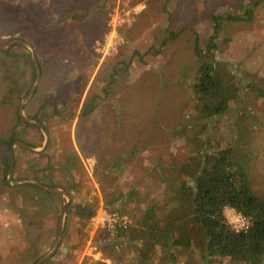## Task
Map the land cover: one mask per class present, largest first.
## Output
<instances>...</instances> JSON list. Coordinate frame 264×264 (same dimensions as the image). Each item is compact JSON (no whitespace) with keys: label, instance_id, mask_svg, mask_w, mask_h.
<instances>
[{"label":"rangeland","instance_id":"obj_1","mask_svg":"<svg viewBox=\"0 0 264 264\" xmlns=\"http://www.w3.org/2000/svg\"><path fill=\"white\" fill-rule=\"evenodd\" d=\"M48 2L39 0L31 4L0 0V46L23 39L35 48L42 67V80L25 105L28 111L24 110V115L41 120L50 132V145L46 155L38 161L39 166L52 164L57 167L62 164L65 151L75 148L81 153L83 170L72 179V193L75 200L80 201L93 186L92 193L95 192L101 201L98 211L104 209L103 195L94 177L96 159L94 155L87 157L89 152L84 154L80 149L86 146L85 136L90 140L97 138L100 145L108 144L106 157H110L113 149L110 141L94 135L99 134V131L107 132V125L112 127L111 134H118L125 128L124 133L134 136L139 132L140 138L145 135L144 129L152 128L160 133V127L172 129L181 124L194 126L196 110L191 83L200 64L206 61V57L199 59L194 53L195 37L198 36L201 47L206 48L213 31V16H240L244 6L260 2L252 21L224 23L221 28L216 53V59L221 62L218 70L226 80L235 79L239 82L244 89L245 101L233 106L231 112L220 119V128L215 131V136L223 143H232L237 139L240 141V150L250 157L247 167L251 186L256 194L264 195V98H258L246 89L252 83L264 89V1ZM89 4L97 6L96 9L89 10V17L85 20H78L82 16V9ZM46 5L50 7L42 10ZM69 5L78 8L79 13H71L72 7L66 9ZM23 9L26 11L23 12ZM49 14L57 17L50 18ZM114 27L116 36H113L111 43ZM168 33L177 36L168 42L166 49L158 56L152 51L147 55V52L160 45ZM114 37L117 41H114ZM49 44L54 46L55 56L62 55L64 60L69 59V67L66 68L69 70V82L67 75H60L61 66L56 65L57 58L51 57ZM15 47L6 58L12 62L15 60L11 74L17 88L16 95L23 102L35 84L36 71L30 49L19 45ZM136 51L146 55L140 60L134 55ZM17 52L24 56H18ZM6 54L0 52V55ZM21 57L25 58V67L20 65L19 69ZM76 61L79 65L74 63ZM0 64L3 66V62ZM14 68L16 72L12 73ZM116 71L119 73L114 74ZM104 88H109V92L105 94ZM0 89V111L6 105L13 108L11 97L15 94L14 86L9 87L8 82L0 77ZM92 97L97 98L99 106L92 121L84 124L78 117L84 103ZM47 100L56 102V108L63 112L62 117L51 116L53 107L45 106ZM5 118L9 120L10 115L0 113L1 138L9 137ZM80 127H84L87 132L84 136L82 130V136L77 138V129ZM40 134L41 131L34 125L21 124L18 130L19 137L28 143H39ZM143 138L142 145L146 150L138 155L137 168L124 177L126 183H137L152 164L157 151H148L149 140H152L151 147H165L167 144L162 132L156 142L149 135ZM169 145L172 148L185 146L183 141ZM6 154V149L0 148V264H34L52 250L58 236L59 215L63 206L59 202H42L38 207L17 187L6 185L2 173V159ZM16 157L18 169L14 180H20L23 173L32 170V165L36 163L31 162L33 156L25 150L16 149ZM52 175L61 187L66 186L65 173L55 171ZM122 204L125 205V202ZM135 206L136 203L130 204L126 208L128 213L124 212L125 209L120 213L137 220L132 212ZM89 223L80 230L77 218L67 211L62 243L50 264H136L129 260L131 251L127 246L119 247L120 250H126L123 253L117 252L119 248L106 249L101 241L102 230L97 232V237H93L88 233ZM193 264L198 262L194 261Z\"/></svg>","mask_w":264,"mask_h":264},{"label":"trees","instance_id":"obj_2","mask_svg":"<svg viewBox=\"0 0 264 264\" xmlns=\"http://www.w3.org/2000/svg\"><path fill=\"white\" fill-rule=\"evenodd\" d=\"M259 3L244 6L240 16H213V31L206 48H202L199 37H195V55L199 59L206 57L191 83L196 110L193 118L196 124L190 127L181 124L172 129L160 127L167 144L165 147H151L152 140H149L148 151L157 152L154 153L152 164L137 183H126L123 179L133 168H137L138 155L146 150L142 145L143 137L149 135L156 142L161 132L151 130L152 128L144 129L145 135L140 138L139 132L134 136L127 135L124 133L125 128L118 134H111L112 127L107 125V132L99 131V134H94L110 141L112 156L106 157L108 144L100 145L97 138L90 140L84 134L87 132L84 127L77 129V138L82 136V130L87 138L86 146L80 147L81 152L85 154L88 151L86 156L94 155L96 159L94 177L102 190L104 210L120 213L125 209L124 212L128 213L127 206L136 203L132 212L137 220L126 214L132 220L128 228L118 229L113 236L102 230L101 241L106 249L127 246L131 251L128 254L129 260L136 264H193L194 261L198 264H264V195L256 194L251 186L247 167L250 157L240 150L238 139L232 143H223L215 136V131L220 128V119L228 115L233 106H239L245 101L244 89L239 82L235 79L226 80L218 70L221 64L216 59L219 34L224 23L252 21ZM176 36L177 34L168 33L160 45L147 52V55L152 51L158 56ZM134 55L141 60L146 54L141 55L136 51ZM246 89L251 90L258 98H264V89L259 85L252 83ZM103 92L108 93L109 88H104ZM48 105L53 107L51 116L62 117L63 113L56 108L55 101L47 100L45 106ZM98 106L96 97L88 99L78 118L84 124L91 122ZM17 117L19 125L31 126L19 114ZM37 121L42 123L39 119ZM40 136L39 143L23 142L39 149L44 141L42 133ZM17 141H22L17 129L7 140H0V148L7 151L2 165L4 183L8 186V153ZM179 141L184 142L183 148H172L169 145ZM45 155L34 156L33 161L36 162ZM14 162L17 170L16 154ZM57 167L52 164L40 167L37 162L21 178L34 179L49 187H61L52 172L65 173L67 184L61 188L72 197L68 212L74 214L82 230L96 215L101 201L95 192L92 193L93 186L82 200H75L72 179L83 170L81 153L75 148L65 151L63 162ZM18 190L38 207L42 202H59L62 206L66 203L64 196L33 185H24ZM226 208H232L249 218L250 229L235 232L226 218ZM118 250L119 253L126 251ZM53 259L44 264H50Z\"/></svg>","mask_w":264,"mask_h":264},{"label":"water","instance_id":"obj_3","mask_svg":"<svg viewBox=\"0 0 264 264\" xmlns=\"http://www.w3.org/2000/svg\"><path fill=\"white\" fill-rule=\"evenodd\" d=\"M14 45H22V46H25L28 49H30V51L32 53V60H33V63L35 66V71H36L35 84H34L32 90L30 91V93L25 98V100L22 102L19 114L23 118V120H25L28 124L34 125L41 130V132L44 135V144L40 149H35V148L29 146L27 143L22 142V141L15 142L13 144L12 149L8 153V161H9L10 169H9V174L7 176V183L10 186H14V187H16V186L19 187V186H24V185H33V186L39 187L45 191H48L50 193L62 195L66 198V203L63 205L62 212L60 214V223H59L58 236H57L56 242H55L52 250L49 253H47L45 256L40 258L39 261L36 263V264H44L45 262L51 260L55 256L57 250L59 249V247L62 243V237H63V233L65 230L67 211H68V207H69L70 203L72 202V197L67 191H65L64 189H62L60 187L45 186L41 182L34 180V179H21V180L13 181V178L15 175V162H14V151H15V149L20 148V149L25 150L29 153L39 155V154L45 153L48 150L49 145H50V141H51L50 132L45 128V126L43 124H41L40 122H38L35 119L29 118V117L24 115L25 105L29 102V100L34 95V93H35V91L39 85V82L41 80L42 70H41V66L39 64L37 52H36V50L32 44H30L29 42H26L23 39L13 40V41H11V42L3 45V46H0V51L7 50Z\"/></svg>","mask_w":264,"mask_h":264},{"label":"crops","instance_id":"obj_4","mask_svg":"<svg viewBox=\"0 0 264 264\" xmlns=\"http://www.w3.org/2000/svg\"><path fill=\"white\" fill-rule=\"evenodd\" d=\"M18 2H21V3H25V2H30L31 4H33V3H35V2H38L39 0H17ZM45 1H48V0H45ZM51 0H49V2H50ZM49 2H48V4H49ZM51 5V4H50ZM50 5H46L45 6V8H43L42 10H46V9H48L49 7H50ZM70 7H72V5H69L66 9H68V8H70ZM96 7L97 6H93V5H91V4H89V6H85L83 9H82V12H80V13H82V16H79V18H77L78 20H85L86 18H88L89 17V10H95L96 9ZM73 9H72V11H71V13H73V14H78L79 13V10H78V8H76V9H74V7H72ZM23 12H25L26 10L25 9H23L22 10ZM68 11H70V10H68ZM67 11V12H68ZM29 12V11H28ZM30 13V12H29ZM35 14H37V13H35ZM52 14V13H51ZM73 14H72V16H73ZM45 16H46V18L48 17V15L47 14H44ZM68 15H70L71 16V14H68ZM51 16H53V17H57L56 15H50L49 14V17L51 18ZM78 16V15H77ZM37 18H40V16H37ZM102 27H104V24L102 25ZM100 30V29H99ZM16 40H18V39H16ZM11 42V41H10ZM7 43H9V42H7ZM6 43V44H7ZM3 45H5V44H3ZM3 45H1V46H3ZM16 45H14V46H12L11 48H9V49H7V50H4V51H0V52H7V54L6 55H0V63L1 62H3V66H1V64H0V77L1 78H3V79H5V81H7L8 82V86L9 87H12V86H14V90H15V94H14V96L13 97H11L12 98V103L14 104V107L13 108H10L9 107V105H6L5 107H4V109L2 110V108H1V110L2 111H0V113H5V115H10V118H9V120H12V121H9L8 120V118H5V123H6V130L8 131V135H9V137L11 136V134L13 133V131H15L16 129H17V133H18V130H19V127H20V125H19V123H18V117H17V115L19 114V111H20V107H21V104H22V102L20 101V99H19V96H17L16 94H17V88H16V86H15V83H14V76L11 74V69H12V67L14 66V62H15V60H13V62L11 61V60H8L6 57L9 55V54H11L12 53V49H15L16 47H15ZM19 46H22V45H19ZM14 47V48H13ZM49 50H51V57H54V58H57V60H55V63H56V65L57 66H61V73H60V75L61 76H64V75H67L68 76V81L67 82H69V70H67L66 68H68L69 67V59L67 58L66 60H64L63 59V56L62 55H60V56H55L54 55V52H53V48H54V46H52L51 44H49ZM17 54H18V56H24V54H22V53H18L17 52ZM63 54V53H62ZM2 56V57H1ZM22 58V57H21ZM24 61H25V58H22V63H21V61L18 63V68L20 69V65H21V67L23 68V67H25V65L23 64L24 63ZM26 62H28V60H27V58H26ZM76 65H79V63H77V61L76 62H74ZM34 64V63H33ZM39 64H40V62H39ZM40 66H41V64H40ZM64 66H65V68H64ZM3 67V68H2ZM6 67H9L8 68V70L7 69H5ZM34 68H35V66H34ZM41 70H42V67H41ZM14 72H16V68H14V71H12V73H14ZM26 75H27V72H26ZM28 76V75H27ZM41 80H42V77H41ZM0 92H1V89H0ZM5 95V94H4ZM6 96V95H5ZM21 97V96H20ZM7 101H9V100H7ZM10 102V101H9ZM28 108L27 107H25V111H28L27 110ZM63 113V112H62ZM20 115V114H19ZM14 116H16V119L14 118ZM30 118V117H29ZM32 119H34V118H32ZM35 120H37V118L35 119ZM9 121V122H8ZM39 122V121H38ZM9 123V124H8ZM42 124V123H41ZM44 124V123H43ZM18 125V126H17ZM45 125V124H44ZM32 126V125H31ZM36 127V126H35ZM36 128H38V127H36ZM45 128L47 129V127H46V125H45ZM39 129V128H38ZM40 130V129H39ZM49 130V129H48ZM41 131V130H40ZM42 133V132H41ZM9 137H6V138H1L0 137V140H7V138H9ZM18 137H19V135H18ZM19 138H21V137H19ZM21 140H22V142H23V140L24 139H22L21 138ZM44 140V139H43ZM18 142V141H17ZM43 144H44V141H43ZM16 149H20V148H16ZM16 149H15V151H14V156H15V154H16ZM21 150V149H20ZM22 151H24V150H22ZM27 152V151H26ZM47 152V151H46ZM45 152V153H46ZM29 153V152H28ZM45 153H42V154H45ZM32 154V153H31ZM39 155H41V154H39ZM32 156H33V158H32V161L31 162H35V161H33V159H35V157L34 156H38V155H36V154H32ZM4 158V157H3ZM36 159H39V158H36ZM41 159V158H40ZM39 159V160H40ZM3 160V159H2ZM38 160V161H39ZM37 160H36V162L35 163H37L38 162ZM4 166H2V173H3V175H4V168H3ZM15 173H16V167H15ZM8 176V175H7ZM15 176V175H14ZM15 178H13V181H17V180H14ZM21 180V179H20ZM17 187V186H16ZM19 187H21V186H19ZM19 187H17V189L19 188ZM19 191V190H18Z\"/></svg>","mask_w":264,"mask_h":264},{"label":"built area","instance_id":"obj_5","mask_svg":"<svg viewBox=\"0 0 264 264\" xmlns=\"http://www.w3.org/2000/svg\"><path fill=\"white\" fill-rule=\"evenodd\" d=\"M114 35L116 36V27L113 28L111 33V43ZM114 41H117L116 37H114ZM114 45H116V42H114ZM225 215L229 225L235 232L240 233L250 229L251 220L243 214L236 212L232 208H226ZM89 222L88 233L93 235V237L100 230L109 232L113 236L118 229H126L132 224V220L128 215L118 212L110 213L104 209L97 211Z\"/></svg>","mask_w":264,"mask_h":264}]
</instances>
